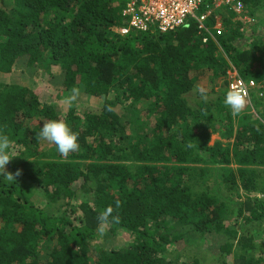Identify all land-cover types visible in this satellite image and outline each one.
I'll return each instance as SVG.
<instances>
[{
    "label": "trees",
    "instance_id": "trees-1",
    "mask_svg": "<svg viewBox=\"0 0 264 264\" xmlns=\"http://www.w3.org/2000/svg\"><path fill=\"white\" fill-rule=\"evenodd\" d=\"M237 1L250 36L228 19L221 35L193 20L121 35L125 0H0V77L22 62L45 78L37 90L0 83V135L16 156L4 167L14 179L0 172V264H264V98L238 115L224 102L228 70L264 93V0ZM219 78L213 101L189 105L200 80ZM52 119L78 151L35 139Z\"/></svg>",
    "mask_w": 264,
    "mask_h": 264
},
{
    "label": "built area",
    "instance_id": "built-area-1",
    "mask_svg": "<svg viewBox=\"0 0 264 264\" xmlns=\"http://www.w3.org/2000/svg\"><path fill=\"white\" fill-rule=\"evenodd\" d=\"M232 11L236 18L244 16V9L237 0H125L121 11L124 26L117 28L121 35L128 34L130 29L148 32L155 28L160 32L173 31L181 26H186L190 21H195L197 28L207 31L204 22L213 18L218 19L214 14L215 10ZM216 35H221V24H215ZM207 39L203 38L202 43ZM227 92L239 90L246 99L244 107L251 102L250 88L244 79L233 69L227 74Z\"/></svg>",
    "mask_w": 264,
    "mask_h": 264
},
{
    "label": "rangeland",
    "instance_id": "rangeland-1",
    "mask_svg": "<svg viewBox=\"0 0 264 264\" xmlns=\"http://www.w3.org/2000/svg\"><path fill=\"white\" fill-rule=\"evenodd\" d=\"M222 14H218V20L217 22L221 24V28L222 30L225 29V27L223 26V21L226 20V19H230L232 20L233 23H235V25L240 22L239 21V18H233V17H230L229 13L228 12H224L222 11L221 12ZM241 21H242V26L244 27L245 26V30L243 29L242 31H245L243 32L244 35H247V36H250V32H251V19L246 16H242L240 17ZM209 20H212V18H209L207 19L205 22H204V25L206 26L207 28V31H209L210 33L212 32H215L214 29L216 28L215 27V22H213L212 26H207V23L209 22ZM251 22V23H249ZM247 23V24H246ZM249 25V26H248ZM253 26V25H252ZM255 27V26H254ZM253 28V27H252ZM256 28L259 29V32L262 34V27H259V25H256ZM257 55L259 56H264V51L263 50H259L257 52ZM255 66H258V65H255ZM229 70L227 71V74H228ZM227 74H226V77L224 78L225 81L226 78H227ZM14 82H18L20 85L22 86H27L33 90H37L39 89L40 87H42L43 85H45V78H44V75H43V72L41 71H29V70H26L25 66L23 65V63L21 62L16 70L14 71V74H12L11 76H9L8 78H2L0 77V83H10L8 80L10 79ZM224 79H217L215 80L214 82H211L209 83L207 80L205 79H202L200 80L198 83H197V87L195 88V90L189 94L188 96V99H189V105L190 106H195V102L196 101H202V100H206V101H213V99H215L216 95L219 93L220 90L223 89L224 85H223V80ZM246 84L247 86L250 88V93L253 94V99L256 98L255 96H259V97H263L264 98V93L259 90L260 88V85H257L254 83V82H247L246 81ZM200 89H203L204 90V95H206V99H202V94L200 92ZM198 92H200L201 95L198 94ZM257 101V99H255ZM255 100L252 104L255 103ZM251 101H253L251 99ZM85 106L87 105V103L85 101H82L80 103H78V107H82V106ZM55 110L58 112V113H63L64 109H66L67 105L65 103H55L54 106ZM144 106H140L141 109H143ZM250 108V107H249ZM251 109V108H250ZM252 113L253 112H256L255 109H251L250 110ZM217 136H212L211 137V140L214 142L216 139ZM199 166H202V165H199ZM196 168V167H195ZM264 182V181H263ZM263 182H258V185L262 186V183ZM257 185V186H258ZM208 186H212V183L211 182H208ZM258 189H261L258 188ZM259 191V190H258ZM240 195L243 197V199L246 197V195L244 194L243 191L240 192ZM252 197H261L260 194H256V193H252ZM234 199H237L236 196H234ZM47 202V200H43L40 202V205L43 206L45 205ZM239 235V234H238ZM220 238V237H219ZM254 240L258 243V245H263V242H264V234H262L261 232H255V236H254ZM128 240L127 238H125V236H122L120 235V237L118 238V240L115 242V245H114V248L115 249H118L122 246H125L127 244ZM206 243V242H205ZM208 246V245H207ZM207 248V247H206ZM205 250V249H204ZM210 250L212 252H210ZM264 250V248L262 249ZM216 252V254H214ZM205 253L208 255V257H216L218 255V251L216 249H210L209 246H208V250H205ZM214 260V259H213ZM212 260V261H213ZM213 264H215V261L213 262Z\"/></svg>",
    "mask_w": 264,
    "mask_h": 264
},
{
    "label": "clouds",
    "instance_id": "clouds-1",
    "mask_svg": "<svg viewBox=\"0 0 264 264\" xmlns=\"http://www.w3.org/2000/svg\"><path fill=\"white\" fill-rule=\"evenodd\" d=\"M200 92L202 99H206V95L203 94L204 90L200 89ZM79 94V89H71V95L64 100V103L71 104L77 100ZM224 102L231 109L233 115H238L243 110L246 99L239 90H235L226 93ZM35 139L53 144L57 152L64 157H67L71 152L78 151L80 147L77 134L62 119H52L44 122L43 127L36 133ZM10 145V139L6 135H0V172L3 174H5V165L11 158L16 157L10 153ZM5 175L9 179H14L11 174ZM17 175H19V172H17ZM112 211L113 209L108 207L98 216V232L101 236L104 234L106 226L110 223L109 217Z\"/></svg>",
    "mask_w": 264,
    "mask_h": 264
},
{
    "label": "crops",
    "instance_id": "crops-1",
    "mask_svg": "<svg viewBox=\"0 0 264 264\" xmlns=\"http://www.w3.org/2000/svg\"><path fill=\"white\" fill-rule=\"evenodd\" d=\"M222 11H224V12H228L229 13V15H230V17H233V18H236L235 16H234V13L232 12V11H227V10H220V9H218V10H215L214 11V14H216L217 16H218V14H222L221 12ZM218 20V19H217ZM217 20H215V19H213L212 18V22H215L214 24H216V22H217ZM229 21L231 22V23H233L232 22V20H231V18L229 19ZM239 21H240V23H242V21H241V19H239ZM213 24V23H212ZM233 24H235V23H233ZM243 24V23H242ZM243 30V29H242ZM236 71V70H235ZM237 72V71H236ZM238 73V72H237ZM238 75H239V73H238ZM240 76V75H239ZM227 79V78H226ZM227 108H229V107H227ZM230 109V108H229ZM231 110V109H230ZM243 113V112H242ZM215 127L217 128V130L219 131V132H222L223 131V129H224V126H222L221 124H216L215 125ZM235 127H236V124H235ZM212 136H217V138L216 139H214V140H218L219 139V136H218V133H216V132H213L212 133V135H211V137ZM211 137H210V139H211ZM211 142H213L212 140H211ZM222 142H226L224 139H222Z\"/></svg>",
    "mask_w": 264,
    "mask_h": 264
}]
</instances>
